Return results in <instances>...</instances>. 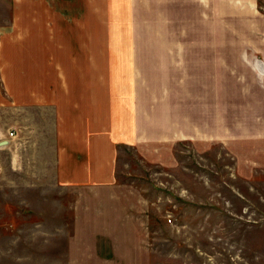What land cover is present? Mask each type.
<instances>
[{"label":"rangeland","instance_id":"374dc122","mask_svg":"<svg viewBox=\"0 0 264 264\" xmlns=\"http://www.w3.org/2000/svg\"><path fill=\"white\" fill-rule=\"evenodd\" d=\"M209 21L198 0H0V264H264V139L200 131L232 124L201 43L250 36ZM97 121L112 181L78 182L65 132Z\"/></svg>","mask_w":264,"mask_h":264},{"label":"crops","instance_id":"0c3cea01","mask_svg":"<svg viewBox=\"0 0 264 264\" xmlns=\"http://www.w3.org/2000/svg\"><path fill=\"white\" fill-rule=\"evenodd\" d=\"M259 2L264 0H198L201 17L210 19L209 32L250 36V40L244 41L201 43L202 65L207 60L210 67V73L205 75L210 81V97L222 99L223 106L230 108L232 115L230 126L217 117L201 123L200 131L205 132L206 137L264 139V12L259 9ZM204 24L203 27H207ZM73 94L78 96V93ZM92 96L95 97L94 93ZM237 115H248V118L239 120ZM74 126L72 123V130L65 132V135L72 133L71 143L61 146L64 168L72 162L79 165L73 169L74 177H79L80 171L87 172L78 182L90 181L91 177L96 184L111 183V124L97 121L82 127L78 125L75 129ZM138 130L137 127L134 134L137 141Z\"/></svg>","mask_w":264,"mask_h":264},{"label":"water","instance_id":"95a60500","mask_svg":"<svg viewBox=\"0 0 264 264\" xmlns=\"http://www.w3.org/2000/svg\"><path fill=\"white\" fill-rule=\"evenodd\" d=\"M5 143V141H3V142H0V145H3Z\"/></svg>","mask_w":264,"mask_h":264},{"label":"built area","instance_id":"2783aa9c","mask_svg":"<svg viewBox=\"0 0 264 264\" xmlns=\"http://www.w3.org/2000/svg\"><path fill=\"white\" fill-rule=\"evenodd\" d=\"M12 135L14 134V133H11Z\"/></svg>","mask_w":264,"mask_h":264}]
</instances>
